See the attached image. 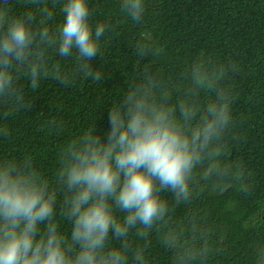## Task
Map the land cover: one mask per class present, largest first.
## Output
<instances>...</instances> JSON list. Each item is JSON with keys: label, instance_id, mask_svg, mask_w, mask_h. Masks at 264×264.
I'll return each mask as SVG.
<instances>
[{"label": "clouds", "instance_id": "9594fccd", "mask_svg": "<svg viewBox=\"0 0 264 264\" xmlns=\"http://www.w3.org/2000/svg\"><path fill=\"white\" fill-rule=\"evenodd\" d=\"M27 2L36 11L15 15L12 0H0L4 120L32 108L20 75L32 90L43 78L62 86L103 78L90 61L100 56V39L112 26H93L87 0H63L64 19L54 29L48 0ZM120 11L143 23L146 0H120ZM53 52L74 58V66L52 63ZM136 53L148 58L142 74L107 112V131L89 128L61 147L56 186L30 155L0 159V264H149L154 236L170 264H206L212 228L198 218L176 223V209L205 189L252 194L253 173L228 155L236 100L229 81L240 64L200 54L171 78L148 63L163 49L140 45ZM48 127L59 135L63 122L52 118ZM8 135L0 124V136ZM60 220L70 225L67 232ZM257 264H264V248Z\"/></svg>", "mask_w": 264, "mask_h": 264}, {"label": "trees", "instance_id": "16d2710c", "mask_svg": "<svg viewBox=\"0 0 264 264\" xmlns=\"http://www.w3.org/2000/svg\"><path fill=\"white\" fill-rule=\"evenodd\" d=\"M87 3L93 26H112L100 39V56L90 61L101 71L102 80L80 77L62 86L53 78H43L39 88L32 90L27 75H20L17 83L32 108L0 119L9 129L7 137L0 136V159L19 161L30 155L56 186L61 147L89 128L97 127L100 134L107 131V112L142 74L148 58L141 60L137 55L140 45L163 49L161 56L150 57L148 63L171 78L200 54L220 61L233 59L240 69L229 81L236 100L228 155L243 161L253 173L254 190L247 197L234 189L224 193L202 190L190 205L176 209L174 220L183 224L198 218L212 228L214 251L206 264H257L258 250L264 248V0H146L140 24L121 13L120 0ZM48 4L54 13L50 21L54 29L64 19L63 0L54 5L48 0ZM11 7L15 15L36 11L27 0H12ZM50 60L64 69L75 64L74 58H61L54 52ZM3 110L6 106L0 104ZM52 118L63 122L59 135L48 127ZM60 224L62 230L70 229L64 220ZM149 264H170V254L155 236Z\"/></svg>", "mask_w": 264, "mask_h": 264}]
</instances>
